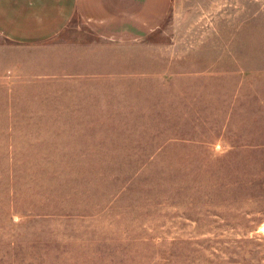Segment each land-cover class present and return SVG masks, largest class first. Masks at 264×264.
Instances as JSON below:
<instances>
[{"label":"rangeland","instance_id":"obj_1","mask_svg":"<svg viewBox=\"0 0 264 264\" xmlns=\"http://www.w3.org/2000/svg\"><path fill=\"white\" fill-rule=\"evenodd\" d=\"M172 1L8 48L72 85H0V264H264V0Z\"/></svg>","mask_w":264,"mask_h":264},{"label":"crops","instance_id":"obj_2","mask_svg":"<svg viewBox=\"0 0 264 264\" xmlns=\"http://www.w3.org/2000/svg\"><path fill=\"white\" fill-rule=\"evenodd\" d=\"M173 6L172 0H0V85H72L49 75L18 77L26 71L9 64L8 48L39 47L75 21L95 27L106 41H138L161 27Z\"/></svg>","mask_w":264,"mask_h":264},{"label":"bare ground","instance_id":"obj_3","mask_svg":"<svg viewBox=\"0 0 264 264\" xmlns=\"http://www.w3.org/2000/svg\"><path fill=\"white\" fill-rule=\"evenodd\" d=\"M262 231H264V228L262 229ZM263 233V232H262Z\"/></svg>","mask_w":264,"mask_h":264}]
</instances>
